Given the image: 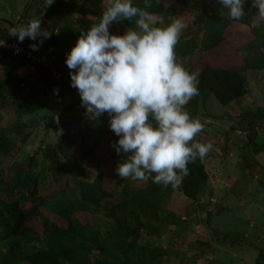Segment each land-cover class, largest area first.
I'll return each instance as SVG.
<instances>
[{
	"label": "rangeland",
	"instance_id": "374dc122",
	"mask_svg": "<svg viewBox=\"0 0 264 264\" xmlns=\"http://www.w3.org/2000/svg\"><path fill=\"white\" fill-rule=\"evenodd\" d=\"M133 5L150 14L152 26L163 27L182 17L186 28L178 42H191L196 51L175 56L193 74L203 55L201 14L227 16L216 0H191L186 6L133 0ZM107 6V0H54L50 6L46 0H0V22H6L0 23V34L34 17L52 32L38 51L29 49L33 62L51 71V91L42 86L33 67L0 60V263L11 252L13 264H24L46 248L43 228L49 233L69 225L72 243L88 262L94 258L108 264H264V68L241 73L247 93L228 106L208 91L184 106L203 125L196 136L199 142L212 144L200 159L207 182L196 202L179 191L166 195L164 189L149 199L133 187L144 182L117 175V163L125 157L112 146L118 137L109 128V116L95 119L80 111L79 93L70 86L65 64L81 30L98 22ZM17 15L23 22H14ZM137 19H121L109 31L123 35L135 30ZM224 23L231 34L225 47H237L247 29ZM262 53L254 48L245 60L257 61ZM220 54L226 56L225 50ZM54 89L67 104H74L68 114L52 95ZM99 170L103 197L83 186L95 182ZM54 171L60 178L58 188ZM56 191V200L46 198L47 192ZM42 198L46 199L38 216L26 221L28 231L12 236V216ZM123 228L134 232L132 247L122 242L114 247ZM57 263L71 264L68 259Z\"/></svg>",
	"mask_w": 264,
	"mask_h": 264
},
{
	"label": "clouds",
	"instance_id": "9594fccd",
	"mask_svg": "<svg viewBox=\"0 0 264 264\" xmlns=\"http://www.w3.org/2000/svg\"><path fill=\"white\" fill-rule=\"evenodd\" d=\"M230 21L246 15L247 0H216ZM48 6L54 0H46ZM98 22L81 30L75 45L66 54L70 86L79 93L81 106L92 117L107 113L109 128L118 139L116 173L124 179L177 188L189 175L188 164L203 159L211 143L195 139L202 123L185 110L198 95L199 81L175 56V45L186 28L182 17L163 27L152 26L149 13L133 5V0H107ZM258 10L252 28L264 23V0H251ZM136 20V29L123 35L112 34L111 25L121 19ZM19 43L27 38L38 51L52 32L34 17L19 25L13 34ZM0 42V45H3ZM58 94L59 89H54ZM58 122V121H57ZM155 174V175H153Z\"/></svg>",
	"mask_w": 264,
	"mask_h": 264
},
{
	"label": "trees",
	"instance_id": "16d2710c",
	"mask_svg": "<svg viewBox=\"0 0 264 264\" xmlns=\"http://www.w3.org/2000/svg\"><path fill=\"white\" fill-rule=\"evenodd\" d=\"M169 1L180 6H186L191 0ZM244 11L246 15L240 21H230L228 16H217V14H201L204 33L200 42V48L203 51V55L198 64V70L195 73L199 81L198 95L203 91H208L222 106H228L230 103L238 101L246 95L247 91L244 87V78L241 75L242 72L264 68V23H261L258 28L251 27L252 23H254L257 19L258 12L256 8L252 7L251 0H247L245 3ZM226 21H230L235 25L247 29V32L242 33L241 41L238 42L237 47H225V41L231 36L230 31L225 28L224 22ZM0 39L11 40L12 38L5 30L2 34H0ZM33 43L34 41L26 38L23 41L22 46L25 50L30 52V45ZM254 48H260L263 50L259 60L255 61L256 59L251 60L250 58L249 60H245L248 53ZM222 50H225L226 56H222L220 54ZM174 51L176 55L180 56V58H184L186 56H192V54L196 51V47L193 43L188 41L183 43L178 42L175 45ZM1 58L13 61L19 60L23 65L33 67L42 86L51 91L49 85L51 76L50 70L45 69L39 64H35L31 60L12 58L10 54L5 51L0 53V60ZM52 95L55 96L59 102H61L63 113L68 114L74 104H67L61 96L56 94ZM198 95L192 98L196 100ZM80 111H86V109L83 107V110ZM195 139L199 141L197 137H195ZM188 168L189 175L183 179V182L177 188H173L171 185L163 187L161 185L154 184L151 179L142 184H136L133 187L136 192L143 193L149 199L152 198L156 190L164 189V191H166V195L174 191H179L188 200L196 202L195 196L203 193L207 182V175L202 167L200 158H197L193 163H189ZM98 173L99 176L95 182L84 184L83 186L84 188L95 189V193L101 194L98 197H103L105 195L103 175L101 170H99ZM53 174L55 178L54 180L57 182L55 188H58V185H60L58 184V182H60V178L58 177V173L56 171H54ZM65 185L66 184H64V186ZM59 193V191L47 192L45 196L46 198H51L53 201L56 200L55 198ZM106 195L109 194L107 193ZM46 198L38 199L36 205L31 206L29 209L18 210L12 216L10 225V232L12 236L22 235L28 231L29 227L26 226L27 219L33 216H38L39 209L44 204ZM209 217V214L206 213L205 218L208 223L210 221ZM42 233L46 236L48 235L46 248L43 249V251L36 253V255H33L31 259H26L24 264H58L57 262L59 259H68L71 264H108L106 261L101 262L94 258L89 262L86 261L88 260L87 258L86 260H83L81 256L82 251L76 248L72 243V238L70 237L71 229L69 225L66 229L56 228L54 231L49 233H47L45 228H43ZM133 234L134 232L130 233L127 228L120 230V236L114 244V247H118L119 242L128 245V247H132L130 242L132 241L131 238H133ZM155 250L157 254L161 253L159 249ZM10 253H8V256L4 257L0 264H13V257ZM78 258L82 260L79 263H77ZM256 263H259V258H257ZM123 264H127V262H124Z\"/></svg>",
	"mask_w": 264,
	"mask_h": 264
},
{
	"label": "built area",
	"instance_id": "2783aa9c",
	"mask_svg": "<svg viewBox=\"0 0 264 264\" xmlns=\"http://www.w3.org/2000/svg\"><path fill=\"white\" fill-rule=\"evenodd\" d=\"M3 41H4L3 45H0V53L5 51L8 52L12 58L34 61V57L31 54V52L25 50L19 42L13 39L11 40L0 39V42Z\"/></svg>",
	"mask_w": 264,
	"mask_h": 264
},
{
	"label": "crops",
	"instance_id": "0c3cea01",
	"mask_svg": "<svg viewBox=\"0 0 264 264\" xmlns=\"http://www.w3.org/2000/svg\"><path fill=\"white\" fill-rule=\"evenodd\" d=\"M0 21H2V20H0ZM14 22H23L22 17H21L20 15H17V16L15 17ZM0 23H6V22H5V20H4V22H0ZM19 25H22V24H19ZM19 25H18V26H19ZM18 26H17V25H13V24H11V25L8 26V28H6V29H7V34H8L12 39H15V36L12 35V34H13V31H14Z\"/></svg>",
	"mask_w": 264,
	"mask_h": 264
}]
</instances>
